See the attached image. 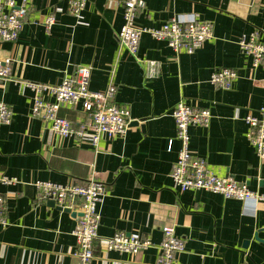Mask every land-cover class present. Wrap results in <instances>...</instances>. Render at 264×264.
<instances>
[{
	"label": "crops",
	"instance_id": "obj_1",
	"mask_svg": "<svg viewBox=\"0 0 264 264\" xmlns=\"http://www.w3.org/2000/svg\"><path fill=\"white\" fill-rule=\"evenodd\" d=\"M125 1L88 0L76 17L68 0H28L31 13L19 39L0 42V60L13 61L10 80L0 84V104L12 111L11 125L0 123V176L17 181L0 183L7 202L0 264H78V217L42 201L36 183L91 180L108 192L99 206L100 242L123 233L152 243L128 254L107 251L98 241L92 264H158L164 226H173L186 245L175 264H264V203L207 191L181 193L170 178L181 147L172 114L183 102L212 115L207 127H190L191 155L205 160L218 177L264 194V160L244 122L248 112L264 109V65L254 68L239 47L255 31L264 42V0H144L139 29H158L172 18L214 29L194 54L180 55L166 41L143 34L138 57L159 64L153 79L118 42ZM51 15L55 23L47 29L44 20ZM86 66L92 67L90 90L103 92L113 84L117 105L128 109L133 121L123 138L103 139L97 149L51 135L42 116H31L36 95L30 85L59 86ZM217 69L238 73L232 89L210 84ZM42 98L53 101L49 92ZM58 116L75 128L89 123L80 105L63 108Z\"/></svg>",
	"mask_w": 264,
	"mask_h": 264
},
{
	"label": "built area",
	"instance_id": "obj_2",
	"mask_svg": "<svg viewBox=\"0 0 264 264\" xmlns=\"http://www.w3.org/2000/svg\"><path fill=\"white\" fill-rule=\"evenodd\" d=\"M69 11L78 17L85 11L88 0H68ZM124 7V25L118 33L120 47L125 48L140 62L146 76L153 79L157 76L159 64L147 59H139V47L143 34H149L159 41H166L168 47L176 54H194L206 42L213 38V25L196 20L181 22L172 18L158 29H139L136 26L138 12L144 11V0H126ZM31 7L28 0L21 4L18 0H0V42L16 43L28 21ZM55 23L54 16H48L44 25L50 29ZM263 34L253 32L248 39L239 42L242 52L252 58L253 67L264 65ZM12 59L0 60V84L11 77ZM92 67L78 69L75 78L66 76L56 87L40 84L30 85L35 93L32 117H43L45 130L51 135L74 139L95 149L103 139L114 141L123 138L132 124L130 111L116 103L117 88L110 84L103 92L91 91L89 88ZM239 75L229 69H217L210 78V84L219 90H230ZM49 92L53 101L42 98ZM80 105L88 116L89 123L80 128L58 116L66 107ZM177 128V141L181 144L178 159L173 166L170 178L174 188L181 193L207 191L227 199L241 202L248 200L264 203V194L253 192L248 185L241 184L233 178H221L208 169L205 160L195 158L189 151L190 127H207L212 119L208 109L192 108L179 103L172 114ZM249 129V139L261 160H264V109L250 111L244 118ZM0 123L8 126L12 123V111L4 103L0 104ZM0 183L10 185L15 179L0 176ZM39 197L44 202H53L57 208L81 214L74 229L77 246L74 257L78 264H92L95 260V244L99 241L98 229L101 222L99 206L107 197V188L103 183L91 180L85 184L61 185L52 182H37ZM7 227V202L0 196V228ZM163 240L159 246L158 264H175L178 255L186 250L185 242L178 238L173 226L162 227ZM107 251L135 254L152 247L149 239L140 236H128L117 233L100 242Z\"/></svg>",
	"mask_w": 264,
	"mask_h": 264
},
{
	"label": "water",
	"instance_id": "obj_3",
	"mask_svg": "<svg viewBox=\"0 0 264 264\" xmlns=\"http://www.w3.org/2000/svg\"><path fill=\"white\" fill-rule=\"evenodd\" d=\"M135 124H137V123H135ZM49 204H51L53 207L55 206L53 202H50ZM57 209H59L60 211H63V212H67V213H73V215H75V216L78 217V218H81V217H82L81 214L74 213V212H72V211H70V210H62V209H60V208H57ZM244 247H248V243H246V244L244 245Z\"/></svg>",
	"mask_w": 264,
	"mask_h": 264
}]
</instances>
